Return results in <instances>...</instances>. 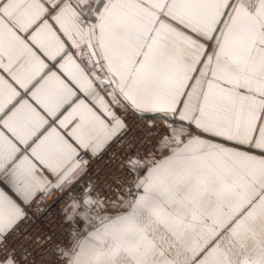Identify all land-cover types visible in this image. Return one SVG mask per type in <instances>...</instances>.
I'll list each match as a JSON object with an SVG mask.
<instances>
[{"label": "snow or ice", "instance_id": "snow-or-ice-1", "mask_svg": "<svg viewBox=\"0 0 264 264\" xmlns=\"http://www.w3.org/2000/svg\"><path fill=\"white\" fill-rule=\"evenodd\" d=\"M242 6V0H0V252L33 212L50 211L44 200L79 181L88 156L127 134L128 114L149 129L159 122L151 151H160V165L194 154L264 157L256 146L264 105L245 118L255 120L248 143L235 138L244 125L233 126L237 105L248 103L239 89L264 96V28L252 30L241 51L233 45ZM105 41L120 55L110 56ZM72 208L62 219L69 228L83 216L77 203Z\"/></svg>", "mask_w": 264, "mask_h": 264}, {"label": "crops", "instance_id": "crops-1", "mask_svg": "<svg viewBox=\"0 0 264 264\" xmlns=\"http://www.w3.org/2000/svg\"><path fill=\"white\" fill-rule=\"evenodd\" d=\"M242 4L233 34L237 52L242 50L252 30L264 28V0H242ZM102 46L110 56L120 55L114 42L105 41ZM249 75L255 80L262 76L257 69L250 70ZM237 94L246 97L248 103L242 107L237 105L238 121L234 120L233 126L237 122L244 126L235 138L248 143L255 120L251 118L245 122V118L251 115V109L258 110L264 105V96L258 97L244 88ZM256 146L264 148V128L256 138ZM153 166H148L139 176L138 196L125 214L137 220L138 250H130L129 241L124 238L122 249L113 243L111 249L100 252L99 257L109 258L107 264H115V258L120 256L146 258L154 255L157 259L163 256L164 250L170 252L168 256L177 257L179 253L186 254V243L198 244V250L209 247V254L204 249V255L208 257H218L229 251L226 256L240 258L242 254L231 255L233 249L245 252L252 264L264 257V231L260 229L264 227V220L258 215L259 209L264 208L261 205L264 204V157L243 152L224 159L194 154ZM249 202L251 208L245 209L244 205ZM248 218L249 225L245 223ZM248 229L249 233L246 232ZM149 243H155L152 251L147 250ZM97 253L95 251V257L91 256L96 258ZM88 254V251L76 248L65 264H89ZM101 262L99 259L95 264Z\"/></svg>", "mask_w": 264, "mask_h": 264}, {"label": "built area", "instance_id": "built-area-1", "mask_svg": "<svg viewBox=\"0 0 264 264\" xmlns=\"http://www.w3.org/2000/svg\"><path fill=\"white\" fill-rule=\"evenodd\" d=\"M126 119L127 134L113 141L98 157L88 156L87 171L79 181L64 193L55 192L43 201L42 206L50 211L33 212L31 220L21 223L19 234L13 232L7 236L0 259L12 251L14 255L5 263L65 264L67 253L85 227V211L107 207L119 198L135 194L137 178L148 166L162 159L160 151H151L160 124L157 122V128L149 129L132 114ZM78 159L85 157L81 155ZM86 199L90 202L85 203ZM73 202L79 205L83 216H75L74 227L69 228L62 219L73 215ZM24 252L29 253L27 260L20 259Z\"/></svg>", "mask_w": 264, "mask_h": 264}, {"label": "rangeland", "instance_id": "rangeland-1", "mask_svg": "<svg viewBox=\"0 0 264 264\" xmlns=\"http://www.w3.org/2000/svg\"><path fill=\"white\" fill-rule=\"evenodd\" d=\"M160 161L161 160L151 164L150 166H153ZM138 180L139 177L136 180V189L133 196L119 198L116 202L107 207L99 206L85 211V227L81 231V235H79L73 242L71 250L66 255V261L68 257L70 258V256L74 254L76 248H80L89 252L88 256L86 257L87 260L90 261L89 264H95V262L99 259L102 261L101 264H107L109 258H105L103 255L99 257L100 252L111 249L113 243H115L116 247H120V249H122L124 238L129 241L128 244L131 246L130 250H138L139 227L137 225V220L131 219L130 216L125 215L130 211L138 196ZM251 205V202L246 203L244 208H251ZM259 213V218L264 220V208H260ZM245 223L249 225L250 218H248ZM260 229L264 231V227H260ZM246 232L249 233L250 230L248 229ZM83 240H87L88 242L86 243V241ZM154 244L155 243H149L147 250L152 251L155 249V247H153ZM168 248L169 247L166 249ZM200 249L198 250V244L196 243H186V254L184 252L179 253L177 257L172 258L168 256L170 252L164 250L162 251L163 254L160 252V255L162 254L163 256H160L157 259L154 257V255H148L146 258H138L136 256L124 258L120 256L119 258H115V264H140V262H143L142 264H252L251 260H249V257H246L245 252L243 251H234L233 249L230 252L233 256L234 253H238L239 255L242 254L240 258L226 256L229 251L223 252L224 255L222 254L218 257H208L204 255V249H206L207 254H209V247H203L202 250ZM95 251H98L96 258H94L96 254H93ZM91 255H94V257ZM254 264H264V257L258 259Z\"/></svg>", "mask_w": 264, "mask_h": 264}]
</instances>
